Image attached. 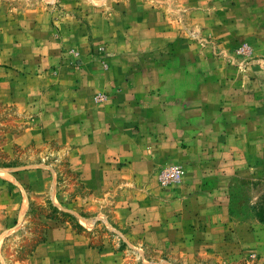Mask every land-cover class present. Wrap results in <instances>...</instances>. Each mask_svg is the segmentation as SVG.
<instances>
[{
    "label": "rangeland",
    "instance_id": "rangeland-1",
    "mask_svg": "<svg viewBox=\"0 0 264 264\" xmlns=\"http://www.w3.org/2000/svg\"><path fill=\"white\" fill-rule=\"evenodd\" d=\"M262 207L264 0H0V264H264Z\"/></svg>",
    "mask_w": 264,
    "mask_h": 264
},
{
    "label": "crops",
    "instance_id": "crops-1",
    "mask_svg": "<svg viewBox=\"0 0 264 264\" xmlns=\"http://www.w3.org/2000/svg\"><path fill=\"white\" fill-rule=\"evenodd\" d=\"M84 114L85 111H84ZM88 120H90L92 117H89L87 114L85 115ZM103 117V116H102ZM102 117L99 115H96V123L98 125L99 122H102ZM85 122V121H84ZM92 131V130H91ZM115 145L114 139L110 136H107L106 138L101 137L99 133L93 134L89 132L87 128H84V175H85V183L87 188H91L93 190H96L95 188L89 186V174L91 173L92 169L95 172H99L102 170L101 167H92L89 163L90 159H92L94 162H99L101 166H105V161H109V158H112L114 156L119 155V149ZM100 159V160H99ZM201 195H196L195 193L192 195V199H196V197H200ZM188 204V202H187ZM223 208V207H222ZM222 211V210H220ZM218 211L217 209L213 208L212 212H209L208 214H216ZM223 214V211H222ZM225 215V213H224ZM53 232V231H52ZM51 246H45L40 245L36 249V253H43L44 251L48 250ZM53 248L51 247V250ZM50 250V252H51ZM49 251V250H48ZM88 249L84 247V253H87ZM36 253H34V257H36Z\"/></svg>",
    "mask_w": 264,
    "mask_h": 264
},
{
    "label": "trees",
    "instance_id": "trees-1",
    "mask_svg": "<svg viewBox=\"0 0 264 264\" xmlns=\"http://www.w3.org/2000/svg\"><path fill=\"white\" fill-rule=\"evenodd\" d=\"M53 209L55 210L56 208L53 206ZM262 211H264V207H262ZM257 216L261 221H264V217H261L260 214H257Z\"/></svg>",
    "mask_w": 264,
    "mask_h": 264
}]
</instances>
